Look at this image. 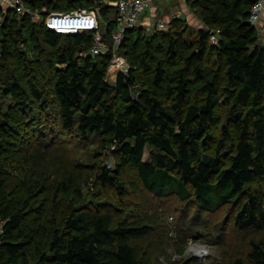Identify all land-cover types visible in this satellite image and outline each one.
<instances>
[{
  "label": "trees",
  "instance_id": "trees-1",
  "mask_svg": "<svg viewBox=\"0 0 264 264\" xmlns=\"http://www.w3.org/2000/svg\"><path fill=\"white\" fill-rule=\"evenodd\" d=\"M24 1L32 14L0 6L5 17L0 97L42 101L47 79L62 132L91 140L101 153L114 146L116 169L97 171L98 182L116 185L121 192L124 185L113 176L129 165L143 191L153 197L192 200L200 214L236 204L233 227L264 233V45L249 22L255 0H187L203 23L196 31L180 17L149 37L140 26L127 30L117 53L126 58L129 70L118 73L113 86L106 76L116 0L97 3L107 46L98 56L83 55L92 46L90 32L61 35L44 25L51 11L92 9L93 0ZM25 47L38 53L35 62L22 51ZM13 119L11 107L5 112L0 107L4 137L12 132ZM214 135L213 153H208ZM4 137L0 264H147L132 244L149 232L147 226L115 222L109 211L80 209L76 201L60 227H48L41 215L26 233L27 203L17 190L23 183L10 188V174L2 169ZM44 145L39 148L48 149ZM145 151L149 162L143 161ZM61 191L64 198L81 194L70 185ZM229 264H264V241L251 239L246 258L235 257Z\"/></svg>",
  "mask_w": 264,
  "mask_h": 264
},
{
  "label": "rangeland",
  "instance_id": "rangeland-1",
  "mask_svg": "<svg viewBox=\"0 0 264 264\" xmlns=\"http://www.w3.org/2000/svg\"><path fill=\"white\" fill-rule=\"evenodd\" d=\"M97 3L98 0H93L89 7L96 10ZM8 5L9 0H0L3 9ZM33 15L39 19L37 13ZM195 20L197 22H188L193 31L203 26L198 17ZM140 29L145 37L160 30L155 23L153 26L141 24ZM256 31L259 35L258 28ZM59 44L63 46L65 43L61 41ZM22 49L29 53L32 61H36L38 53L29 52L30 48ZM120 56L123 57L122 54ZM117 75L116 70H108L107 83L113 86ZM43 85L42 101L31 97H0L1 110L5 112L11 107L14 113L10 122L12 132L4 137L0 129V136L5 139L2 169L10 174V188L23 183V187H17V190L27 203L24 213L26 233L29 227H35L41 215L45 217L42 223L48 227H60L61 219L73 208L71 202L76 201L80 209L87 207L99 212L109 211L115 222L147 226L149 232L132 241L133 245H137V256L147 264H229L235 257L246 258L251 239L264 241L263 232L240 231L233 227L236 204H226L216 212L200 214L192 200L182 202L174 196L157 199L143 191L135 169L129 165L118 176H113L124 185L122 193L116 185L98 182L95 178L97 171L102 168L116 169L117 156L112 152L114 146L101 153L95 150L97 145H90L91 140L62 132L50 82L45 79ZM216 138L214 135L208 153H213ZM42 145L48 149L39 148ZM225 153L229 154L230 150L227 148ZM143 161L149 162L148 151L144 152ZM65 185L74 189L79 187L80 196L76 192L74 197L64 198L61 188ZM176 237L184 239L176 241ZM44 240L47 243L50 241L47 237ZM197 244L206 246L207 255L203 259H198L191 251V247Z\"/></svg>",
  "mask_w": 264,
  "mask_h": 264
},
{
  "label": "built area",
  "instance_id": "built-area-1",
  "mask_svg": "<svg viewBox=\"0 0 264 264\" xmlns=\"http://www.w3.org/2000/svg\"><path fill=\"white\" fill-rule=\"evenodd\" d=\"M162 0H116L112 2L113 7L116 9V25L115 31L112 33V58L108 70H116L117 73H128L129 65L125 59L117 53V48L124 38L127 30L133 29L139 25L140 19L144 12L155 2ZM9 8L13 9L17 14L22 15L31 13L30 9L26 6L24 0H9ZM7 7V8H8ZM264 10V0H255L250 8L249 22L255 26ZM174 15L172 18H178ZM4 15H0V27L4 23ZM44 25L48 29L61 35H73L83 32H90L92 34V46L84 56H98L105 53L107 46L103 42L100 33L99 19L96 11L93 9L80 8L64 11H51L44 19ZM165 22H156L155 27L163 29ZM212 42L216 41V37H210ZM260 44L264 45V28L260 30L259 34ZM3 222L0 221V234L3 233ZM191 247V251L198 259H203L207 255L205 245L197 244L196 247ZM206 254V255H205Z\"/></svg>",
  "mask_w": 264,
  "mask_h": 264
},
{
  "label": "crops",
  "instance_id": "crops-1",
  "mask_svg": "<svg viewBox=\"0 0 264 264\" xmlns=\"http://www.w3.org/2000/svg\"><path fill=\"white\" fill-rule=\"evenodd\" d=\"M174 15L185 18L189 23H194L195 16L191 13L187 0H162L153 3L142 15L139 25L153 26L158 21L166 22ZM197 22V21H196ZM255 27L260 31L264 28V10L256 22Z\"/></svg>",
  "mask_w": 264,
  "mask_h": 264
},
{
  "label": "bare ground",
  "instance_id": "bare-ground-1",
  "mask_svg": "<svg viewBox=\"0 0 264 264\" xmlns=\"http://www.w3.org/2000/svg\"><path fill=\"white\" fill-rule=\"evenodd\" d=\"M193 248V247H192Z\"/></svg>",
  "mask_w": 264,
  "mask_h": 264
}]
</instances>
